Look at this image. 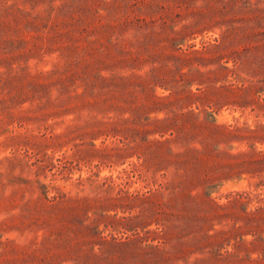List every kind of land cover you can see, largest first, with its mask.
I'll return each mask as SVG.
<instances>
[{
  "label": "rangeland",
  "instance_id": "374dc122",
  "mask_svg": "<svg viewBox=\"0 0 264 264\" xmlns=\"http://www.w3.org/2000/svg\"><path fill=\"white\" fill-rule=\"evenodd\" d=\"M263 80L264 0H0V264L260 259Z\"/></svg>",
  "mask_w": 264,
  "mask_h": 264
},
{
  "label": "trees",
  "instance_id": "16d2710c",
  "mask_svg": "<svg viewBox=\"0 0 264 264\" xmlns=\"http://www.w3.org/2000/svg\"><path fill=\"white\" fill-rule=\"evenodd\" d=\"M237 55H239L240 58H241V54H240V53L237 54ZM173 57L176 58V59H178L177 56H173ZM238 59H239V58H238ZM259 84H264V80H263V81H260L259 83H257V85H259ZM261 90H264V89H261ZM57 198L59 199V198H61V196H60V197H53V199H51L50 201L54 202V201L57 200ZM42 210H43L44 213H45V211H47V210H50V211L54 212V203H53L51 206H48V207L43 206V207H42ZM259 210H260V209H257V211H259ZM107 245H108L107 243H102V244H100V246H101V251H104ZM108 246H110V245H108ZM263 259H264V253H263V255H262V257H261L260 259H251V258L249 257V259H248V261H247V262H248L247 264H264V263H263ZM78 264H83V263L80 261V259H79V261H78Z\"/></svg>",
  "mask_w": 264,
  "mask_h": 264
}]
</instances>
